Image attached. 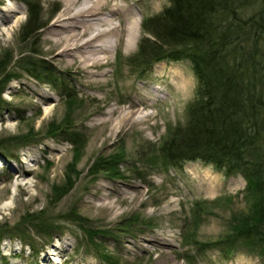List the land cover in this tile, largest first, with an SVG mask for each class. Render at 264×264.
Wrapping results in <instances>:
<instances>
[{"label":"rangeland","instance_id":"374dc122","mask_svg":"<svg viewBox=\"0 0 264 264\" xmlns=\"http://www.w3.org/2000/svg\"><path fill=\"white\" fill-rule=\"evenodd\" d=\"M113 2L137 20L136 41L126 50L112 38L107 62L86 71L52 48L64 0H32L43 24L30 37L28 1L0 0V264H264L212 245L254 211L246 179L201 159L174 165L162 153L197 87L189 61L146 66L137 56L142 20L168 0ZM115 9L106 14L124 28ZM30 53L47 62L55 84L22 69L17 60ZM138 107L154 115L119 123ZM23 164L28 192L8 176Z\"/></svg>","mask_w":264,"mask_h":264},{"label":"trees","instance_id":"16d2710c","mask_svg":"<svg viewBox=\"0 0 264 264\" xmlns=\"http://www.w3.org/2000/svg\"><path fill=\"white\" fill-rule=\"evenodd\" d=\"M26 1L23 32L30 37L43 23ZM142 29L141 63L187 60L197 79L187 121L172 130L162 153L174 165L201 159L246 179L248 193L257 194L254 211L212 245L224 257L246 251L264 261V0H168L142 20ZM34 56L23 54L17 62L55 84L47 62Z\"/></svg>","mask_w":264,"mask_h":264},{"label":"bare ground","instance_id":"6f19581e","mask_svg":"<svg viewBox=\"0 0 264 264\" xmlns=\"http://www.w3.org/2000/svg\"><path fill=\"white\" fill-rule=\"evenodd\" d=\"M64 1V8L58 18L52 22L49 33L52 36V48H59V53L67 64H77L78 67L86 71L100 68L109 58L108 52L111 48L112 38L117 41L114 45L122 43L126 50L133 47L137 37V20L135 18L128 20L127 15L130 14V11L126 7L114 3L113 0ZM109 7L116 8L115 10L120 9L119 12H122L127 18L128 21L126 20L124 28L121 23L113 24V19L107 16L106 11ZM58 28H61L62 31L57 30ZM92 81H100V77L97 75ZM152 90L155 91V89ZM112 111L113 109L107 113L110 114ZM151 115L154 113L145 112L142 107H138L124 113L119 123L121 122L123 126L134 125ZM108 122H110V118L106 115L100 124ZM30 173L31 168L23 164L12 167L8 176L16 189L28 192L30 185L27 176ZM12 197H16V193H13ZM5 207H7L6 204L1 205L0 210ZM155 241L157 240L152 242L155 243ZM55 246L52 244V247ZM52 254H54L53 251L46 250L43 255L44 260L52 263Z\"/></svg>","mask_w":264,"mask_h":264}]
</instances>
